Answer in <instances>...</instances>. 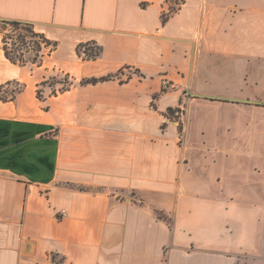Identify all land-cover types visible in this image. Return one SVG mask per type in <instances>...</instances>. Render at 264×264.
I'll use <instances>...</instances> for the list:
<instances>
[{
    "label": "crops",
    "instance_id": "crops-1",
    "mask_svg": "<svg viewBox=\"0 0 264 264\" xmlns=\"http://www.w3.org/2000/svg\"><path fill=\"white\" fill-rule=\"evenodd\" d=\"M166 4L0 0L57 43L21 66L0 34V264H264V0Z\"/></svg>",
    "mask_w": 264,
    "mask_h": 264
},
{
    "label": "rangeland",
    "instance_id": "rangeland-1",
    "mask_svg": "<svg viewBox=\"0 0 264 264\" xmlns=\"http://www.w3.org/2000/svg\"><path fill=\"white\" fill-rule=\"evenodd\" d=\"M184 2L185 0H167L166 9L168 10V14L175 13ZM0 34L2 35V39L6 41L9 51H13V56L18 58H33L36 44L41 43V39L35 35V30L30 27H14L0 21ZM42 52L44 53L45 50H42ZM133 72V70H127L125 71V75H129ZM46 81L47 85L40 89L41 96L43 97L45 94L51 93L52 90L61 89L65 85V74L57 70L49 72ZM60 82H64V84H59ZM21 88V85H13L9 88H6L5 91H0V97L4 100L12 98ZM170 89V87L168 89H163L162 82L163 91H168ZM166 116L172 121L179 122V136L181 137V122H183L185 116V109L183 107H177L175 109L168 110Z\"/></svg>",
    "mask_w": 264,
    "mask_h": 264
},
{
    "label": "trees",
    "instance_id": "trees-1",
    "mask_svg": "<svg viewBox=\"0 0 264 264\" xmlns=\"http://www.w3.org/2000/svg\"><path fill=\"white\" fill-rule=\"evenodd\" d=\"M162 20L165 21L164 16H163ZM2 22L5 24L14 26V27L21 26V27L33 28L32 25H29L27 23L18 22V21H2ZM35 35L41 39V43L36 44L35 54H34L33 58H20V57L18 58L16 56H13V51H9V48L7 47L6 41L4 39H2V48H3V52H4L5 57L9 61H11L12 63L18 64L21 66L26 65V64L41 66L43 64L45 56L49 55L50 53H52L56 49L57 43L54 41H50V40L46 39L45 36L40 34V33L36 32ZM42 50H47V53H45V52L43 53ZM101 51H102L101 47L93 41L87 42V43H80L76 48L77 54L79 56H81L83 58V60H87V61L97 59L100 56ZM116 77H118V74L114 75V76H108V77L100 78V79H93V78L92 79H82L80 81V84L81 85L95 84L97 82L107 81V80H110V79L116 78ZM61 83L64 84V82H60L59 84H61ZM72 84H73V81H72L70 75L65 74V85L61 89L52 90L51 96H57L58 94L69 90L70 87L72 86ZM46 85H47L46 80L39 84V87L37 89V97L39 99H43V96H41L40 89L45 87ZM20 90L21 89H19L18 92ZM13 97L9 98V99H13ZM169 110H171V109H169Z\"/></svg>",
    "mask_w": 264,
    "mask_h": 264
},
{
    "label": "built area",
    "instance_id": "built-area-1",
    "mask_svg": "<svg viewBox=\"0 0 264 264\" xmlns=\"http://www.w3.org/2000/svg\"><path fill=\"white\" fill-rule=\"evenodd\" d=\"M170 87L167 81H163V89H168Z\"/></svg>",
    "mask_w": 264,
    "mask_h": 264
}]
</instances>
